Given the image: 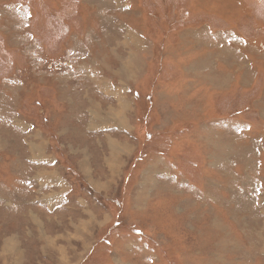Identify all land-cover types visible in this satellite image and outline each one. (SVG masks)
Returning a JSON list of instances; mask_svg holds the SVG:
<instances>
[{"label":"rangeland","instance_id":"obj_1","mask_svg":"<svg viewBox=\"0 0 264 264\" xmlns=\"http://www.w3.org/2000/svg\"><path fill=\"white\" fill-rule=\"evenodd\" d=\"M0 264H264V0H0Z\"/></svg>","mask_w":264,"mask_h":264},{"label":"bare ground","instance_id":"obj_2","mask_svg":"<svg viewBox=\"0 0 264 264\" xmlns=\"http://www.w3.org/2000/svg\"><path fill=\"white\" fill-rule=\"evenodd\" d=\"M101 111H102V110H101ZM112 112H113V111H112ZM111 115H112V114H111ZM113 115H114V114H113ZM113 115H112V117H114ZM114 118H115V117H114ZM109 119H110V118H109ZM116 119H117V117H116ZM122 119H123V118H122ZM119 122H120V121H119ZM120 123H121V125L123 126V122H120ZM115 145H116V147H119V146H120V145H118V144H115ZM114 148H115V147H114ZM120 149H122V148L119 147V148L117 149V150L119 151L118 153L121 152ZM116 152H117V151H116ZM85 173H86V171H85ZM52 176H53V175H52ZM52 176H51V177H52ZM55 178H56V177H55ZM13 241H14V240H13Z\"/></svg>","mask_w":264,"mask_h":264},{"label":"trees","instance_id":"obj_3","mask_svg":"<svg viewBox=\"0 0 264 264\" xmlns=\"http://www.w3.org/2000/svg\"><path fill=\"white\" fill-rule=\"evenodd\" d=\"M118 226H119V222L116 221V223L113 224V227H110L109 229L110 232H108V235Z\"/></svg>","mask_w":264,"mask_h":264}]
</instances>
